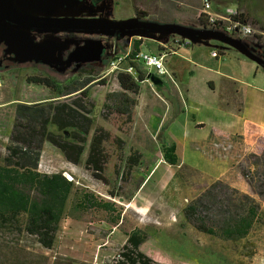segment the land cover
Segmentation results:
<instances>
[{"label": "rangeland", "instance_id": "obj_1", "mask_svg": "<svg viewBox=\"0 0 264 264\" xmlns=\"http://www.w3.org/2000/svg\"><path fill=\"white\" fill-rule=\"evenodd\" d=\"M227 1L229 0H212V3L215 10L220 11L227 5H233ZM259 2L262 8L260 20L263 21L264 0ZM77 5L75 19L92 20L89 23H98L101 19L111 22L132 20L135 18L137 8L147 14L144 20L195 27L199 25L201 0H79ZM248 22L254 29V35L245 41L252 51L260 55V50L264 53V30L259 29V24H254L250 20ZM152 33L147 31V34ZM118 34L109 36L87 33L84 37H77V42L57 41L51 38L41 43L40 53L50 63L63 68L73 65L74 61L91 58L92 55L88 56L89 51L99 44L102 46L99 58L103 55L112 58L116 53L124 54L125 46L130 42L129 36ZM257 35H260V38ZM70 46H73V49L65 55ZM20 56L10 57L12 63L0 69V154L5 152L15 102L56 96L45 87L25 82L26 76L42 72L39 64L32 63L27 66V61L21 62ZM22 64H26L27 67L20 68ZM115 75V72L106 73L103 75L106 80L104 85L95 83L89 87V99L94 103L90 117L94 124L103 126L125 142L123 151L117 150L111 143L105 144L109 159L101 176L105 178L106 183L96 179L92 169L84 164L89 141L85 144V150L77 165L68 163L56 147L45 143L38 165V170L42 173L60 172L66 179L72 180L73 184L77 179V198L83 194H90L94 200L107 202L113 206L114 211L109 213L99 208H77V216L83 219L82 229L87 231V234H83L86 236V245L91 249L88 251L89 261L82 264L111 261L112 257L119 253L125 234L133 229H139L145 234L142 250L154 264H264V199L253 195L260 205V211L258 219L242 240L225 241L198 232L189 225L183 218V208L215 181H207L191 170L168 166L160 161H164L160 139L153 137L145 128L148 107H139L137 102L131 129L128 133L119 131L120 118L105 115L106 111L102 106L106 93L120 90ZM162 112L160 108H152L151 113L160 115ZM130 147L141 153V159L127 178L122 172L124 162L120 159L122 154V160L124 159ZM158 164L159 168L154 175L145 182L147 184L143 186L142 191L136 194L143 178L148 179L155 169L153 167ZM117 169L119 174L123 173L122 179L116 173ZM227 177L221 181L230 188L249 192L240 177L238 166ZM111 192L117 196L112 197ZM169 197H172V203L168 201ZM117 223L115 229L113 226ZM113 230L115 233L107 237L108 232ZM1 240L12 245L18 243L22 247L44 253L33 238L25 235L0 233ZM47 254L50 263L53 256L61 258L52 252Z\"/></svg>", "mask_w": 264, "mask_h": 264}, {"label": "trees", "instance_id": "obj_2", "mask_svg": "<svg viewBox=\"0 0 264 264\" xmlns=\"http://www.w3.org/2000/svg\"><path fill=\"white\" fill-rule=\"evenodd\" d=\"M260 0H229L240 10V17L259 24L264 30V20H260L262 8ZM243 9V10H242ZM135 17L144 19L147 14L135 8ZM199 26L202 20L198 18ZM260 38V35H257ZM138 51L133 45L128 58L136 76L117 72L116 82L120 90L108 92L104 96L105 115L120 118L119 131L128 133L133 123V112L140 83L146 79V70L136 61ZM118 54V53H116ZM112 58L101 56L95 62H81L68 74L48 72L45 63L38 62L42 74L25 77L27 84H35L54 92L55 97L42 102L14 105L13 119L4 154H0V233H14L34 239L41 249L53 247L65 204L73 189V181L60 173H42L38 170L43 146L49 143L56 147L64 159L77 165L85 150L86 167L91 168L93 176L106 183L101 173L108 162L106 143L113 144L123 151L125 142L112 135L101 125L94 124L90 117L94 103L89 99V87L95 83L104 85L103 75ZM35 63V61H34ZM30 63L27 61V66ZM44 64V65H43ZM26 64L20 65L27 67ZM173 144L162 143V157L169 165H177ZM123 155V154H122ZM121 161L123 173L129 177L132 169L139 165L141 153L132 147ZM239 174L249 192L230 188L221 180H216L183 208V218L198 232L225 241L244 239L258 219L260 205L253 195L264 199V137L256 140L253 149L238 164ZM119 174L122 179L123 173ZM125 181V180H124ZM112 197L117 194L110 193ZM78 199V198H77ZM79 208H99L106 213L113 212L107 202L94 200L90 194H83ZM145 234H130L119 250V259L111 264H154L152 259L139 250ZM35 252L18 243L0 241V264H72L71 258Z\"/></svg>", "mask_w": 264, "mask_h": 264}, {"label": "crops", "instance_id": "obj_3", "mask_svg": "<svg viewBox=\"0 0 264 264\" xmlns=\"http://www.w3.org/2000/svg\"><path fill=\"white\" fill-rule=\"evenodd\" d=\"M176 37L178 35L151 34L143 41L132 38L125 46L126 51L136 44L138 50L167 53L163 63L171 80L160 78L163 86L156 87L145 79L136 96L139 107L149 108L145 128L153 137H159L161 144L174 145L178 159L175 167L191 170L210 182L227 179L253 149L256 140L264 137V68L219 40L198 38L188 46L178 47L172 42ZM21 54L25 58H34L32 51L25 50ZM49 99L19 102L36 103ZM152 108H160L163 112L153 115ZM158 168L159 164L155 165L148 179L143 178L136 194ZM78 199L75 179L53 247L43 249L45 254L52 252L69 257L73 264L88 262V251H91L83 235L87 234L82 229L83 219L77 216ZM171 199L169 197L170 203ZM117 226L118 223L113 227L116 229ZM134 232L141 231L130 230L122 245ZM113 233L114 230L106 236ZM143 243L139 247L142 252Z\"/></svg>", "mask_w": 264, "mask_h": 264}, {"label": "water", "instance_id": "obj_4", "mask_svg": "<svg viewBox=\"0 0 264 264\" xmlns=\"http://www.w3.org/2000/svg\"><path fill=\"white\" fill-rule=\"evenodd\" d=\"M25 1V0H24ZM28 1V0H26ZM41 1V0H39ZM16 20L9 18L0 13V18L4 19L7 22L14 23L15 31H11V34L2 33L3 43L9 48L7 51L13 53L14 55H21V62L34 60L35 62L41 61L43 62V57L40 52L42 48L41 43H34L32 41V37L29 32L31 28H44L43 31H47L48 27L58 28L61 31L65 32H77L83 34H101V35H114L119 33L118 35H127L129 38L131 37H144L149 38L151 34H147V31L153 32L152 34L162 33L165 35H178L183 38L189 39L191 42L198 38H212L224 42L239 52L247 56L248 58L255 61L257 64L264 68V57L258 55L254 51H252L249 47V44L242 39H237L230 37L223 32L207 29L202 26L199 27H191L186 25H180L176 23H157L150 20L139 19L135 17L132 20L128 21H106L101 19L98 23H89L92 20H83V19H65L61 23H37L33 22L28 24L25 20L30 21L33 18L26 17L27 15H22L16 13ZM25 17V18H24ZM52 21V20H51ZM1 42V41H0ZM34 45H33V44ZM102 48L101 44L97 45L91 51H89L88 56L92 55L91 58L87 60H81L80 62H88V61H97L99 60L100 49ZM25 50L32 51L34 54V58L27 59L23 57L21 52H25ZM9 53V52H8ZM96 54V56H95ZM77 62V61H76ZM146 79L154 86L161 87L163 86L162 80L155 76L153 73H149L146 76Z\"/></svg>", "mask_w": 264, "mask_h": 264}, {"label": "flooded vegetation", "instance_id": "obj_5", "mask_svg": "<svg viewBox=\"0 0 264 264\" xmlns=\"http://www.w3.org/2000/svg\"><path fill=\"white\" fill-rule=\"evenodd\" d=\"M79 1V0H78ZM77 0H0V13L16 20V13L27 15L26 17L33 18V20L27 21L28 24L33 22L37 23H61L65 19H75L77 17ZM86 1V0H84ZM87 3V2H86ZM72 5V6H71ZM86 7V4H84ZM25 18V17H24ZM52 20V21H51ZM15 24L5 21L4 19L0 18V69L6 68L12 60L14 54L7 51L6 45H4L2 39V33L5 35L11 34L10 32L13 30L15 31ZM44 28H31L29 34L32 37V41L34 43H44L49 39L53 38L54 40L61 41V40H68V41H75L77 42V37H84L83 33L77 32H65L61 31L58 28L48 27L47 31H43ZM86 37V36H85ZM131 37L130 39H132ZM33 44V43H32ZM34 45V44H33ZM73 49V46H70L67 51H65V55H67L70 50ZM9 52V53H8ZM260 56L264 57V53L260 50ZM21 57V56H20ZM29 59V58H27ZM45 63V68L48 72L60 74H68L73 71L74 68H78L77 64L81 63L80 61H74V64L69 67H60L55 64H52L47 61V58L43 57ZM30 63H34V60H29ZM37 61L35 63L39 64ZM95 62V61H91ZM44 65V64H43Z\"/></svg>", "mask_w": 264, "mask_h": 264}, {"label": "built area", "instance_id": "obj_6", "mask_svg": "<svg viewBox=\"0 0 264 264\" xmlns=\"http://www.w3.org/2000/svg\"><path fill=\"white\" fill-rule=\"evenodd\" d=\"M241 10L236 5H227L223 7L220 11H216L212 3V0H201V8L199 17L202 20V27L207 29H213L224 34L242 40H247L249 37L254 35V29L248 21H245L240 17ZM139 41H143L145 38L136 36L133 37ZM173 44L178 47H184L191 44V41L187 38L176 37L173 39ZM131 50L126 51L124 54H114L106 73H117L126 72L132 76H136L134 69L127 64V58ZM216 56V52L212 53ZM167 56L166 52L154 53L150 51L138 50L134 54V58L139 62L142 67L146 70V76L149 73H153L155 76L163 79L164 77L171 80L166 67L164 66V59ZM147 80V79H146ZM119 255L112 257L111 261L101 262V264H111L113 261L119 259ZM96 262V257L94 258V263Z\"/></svg>", "mask_w": 264, "mask_h": 264}]
</instances>
